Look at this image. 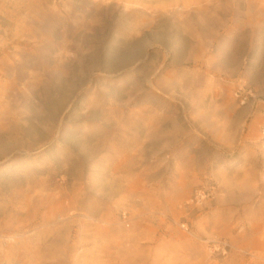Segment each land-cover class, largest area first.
Listing matches in <instances>:
<instances>
[{"label": "rangeland", "instance_id": "1", "mask_svg": "<svg viewBox=\"0 0 264 264\" xmlns=\"http://www.w3.org/2000/svg\"><path fill=\"white\" fill-rule=\"evenodd\" d=\"M263 127L264 0H0V264H264Z\"/></svg>", "mask_w": 264, "mask_h": 264}, {"label": "built area", "instance_id": "2", "mask_svg": "<svg viewBox=\"0 0 264 264\" xmlns=\"http://www.w3.org/2000/svg\"><path fill=\"white\" fill-rule=\"evenodd\" d=\"M262 134H263V136H264V127H263ZM204 196H205V193L202 192V191H198L197 194H196V197H197V198H203Z\"/></svg>", "mask_w": 264, "mask_h": 264}]
</instances>
